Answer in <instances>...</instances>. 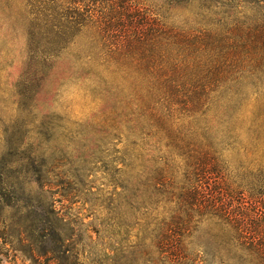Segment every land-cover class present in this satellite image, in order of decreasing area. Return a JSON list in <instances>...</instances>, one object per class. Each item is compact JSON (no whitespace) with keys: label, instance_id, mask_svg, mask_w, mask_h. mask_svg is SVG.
<instances>
[{"label":"rangeland","instance_id":"rangeland-1","mask_svg":"<svg viewBox=\"0 0 264 264\" xmlns=\"http://www.w3.org/2000/svg\"><path fill=\"white\" fill-rule=\"evenodd\" d=\"M52 2L0 0V160L62 184L51 198L84 264H102L106 255L109 264H258L245 252H229L221 227L198 213L179 233L185 256L169 255L156 237L183 188L197 184L206 196L229 192L237 206L264 212V102L260 114L252 96L231 118L169 120L138 118L126 106L133 96L140 104L150 74L158 78L163 63L178 67L176 84L187 96L181 104L203 95L212 56L231 54L208 33L220 32L212 22L222 8L208 15L200 2L186 0H97V19L116 13L118 42L136 37V23L149 25L143 47L128 59L96 22L71 27V37L54 47ZM171 45L172 58H164ZM33 193L44 195L35 184ZM9 262L30 264L21 256Z\"/></svg>","mask_w":264,"mask_h":264},{"label":"trees","instance_id":"trees-1","mask_svg":"<svg viewBox=\"0 0 264 264\" xmlns=\"http://www.w3.org/2000/svg\"><path fill=\"white\" fill-rule=\"evenodd\" d=\"M96 1L71 0L69 6H65L60 1L53 0L50 9L53 18L50 31L52 45L59 46L60 41L69 39L71 27L83 28L93 26L96 22L105 41L116 47L115 51L124 53L125 58L134 59L145 43L143 34L149 25L146 27V24L136 23V37L124 38L118 42L115 30L117 22L112 20L117 16L116 13L115 16L104 13L97 19L95 10L92 9V4ZM186 2H200L201 11L208 15L213 13L214 9L222 8L220 13L214 14L217 20L212 22L220 32L208 33L214 36L222 49L229 48L231 54L223 52V55L218 53L212 56L214 58L209 71L210 84L203 88L201 97H189L183 104L179 100L187 96L181 94V88L176 84L178 67L173 66L172 62L169 65L163 63L159 68L158 78L150 74L151 80L147 83V89L143 90L140 104L135 96L129 98L126 106L131 111L130 115L134 116L137 112L138 118L165 120L208 114H222L231 118L238 115L243 106H248L252 96H255L260 114V105L264 102V0ZM180 4L182 3L178 0L177 5ZM79 5L82 8H79ZM72 6L78 7L73 9ZM250 12L253 14L250 15ZM164 34L168 35V32L164 31ZM165 57L172 58V45L171 48H165ZM224 64L230 66L223 69ZM180 105L181 110L178 108ZM206 107L207 110L203 111ZM140 156L147 159L146 154L141 153ZM35 172L31 166H17L6 158L0 160V264L11 263L10 259L15 260L19 256L30 264H84L73 241L74 233L68 231L70 223L56 210L55 202L51 198L53 189L61 187L62 184L44 182L41 177L35 179ZM34 184L44 195L33 193ZM46 188L52 191L45 190ZM47 194H50L49 198ZM178 200L175 207L177 210L172 211L173 215L169 221L162 220L160 224H164L163 228L159 229L156 237H163L158 241V245L169 255L180 253L185 256V230L195 218V213H198L201 219L205 217L221 227L222 244L229 252H245L257 260L256 263L264 264V212L259 209L256 211L255 208L254 211H246V205L237 206L236 198L229 192L219 191L215 196H206L200 191L198 184L193 188H183ZM22 202L26 203V206H23ZM165 202L168 204L173 200L170 198ZM258 204L260 206V202ZM255 205L257 206V203ZM108 220L110 222V219ZM107 227L111 228L109 223ZM183 230L184 234H179ZM95 233L100 235V232ZM89 239L93 242L92 237ZM101 240L104 239L100 236L99 242ZM102 247L112 251L111 247L103 244ZM110 261L112 259L106 255L102 264H109Z\"/></svg>","mask_w":264,"mask_h":264}]
</instances>
